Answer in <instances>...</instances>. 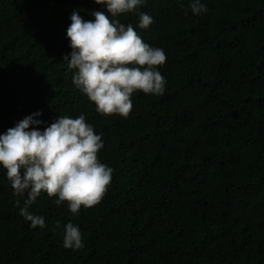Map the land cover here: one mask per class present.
<instances>
[{"label":"trees","instance_id":"16d2710c","mask_svg":"<svg viewBox=\"0 0 264 264\" xmlns=\"http://www.w3.org/2000/svg\"><path fill=\"white\" fill-rule=\"evenodd\" d=\"M146 0L117 19L159 47L163 95L133 93L105 116L71 82L65 32L94 0H0V133L39 111L44 126L81 113L113 169L103 198L78 215L41 193L20 215L0 169V264H264V0ZM153 18L139 29L138 14ZM20 200L17 206L16 201ZM60 227H56V222ZM71 221L84 247H63Z\"/></svg>","mask_w":264,"mask_h":264},{"label":"clouds","instance_id":"9594fccd","mask_svg":"<svg viewBox=\"0 0 264 264\" xmlns=\"http://www.w3.org/2000/svg\"><path fill=\"white\" fill-rule=\"evenodd\" d=\"M145 2L94 0L105 10L91 12L93 19H83L77 10L69 17L65 37L71 51L63 60L73 72L72 84L99 114L126 118L133 93L159 96L165 91L166 80L157 68L166 61L164 50L145 43L132 24L117 19L138 12ZM190 7L193 15L206 11L201 0H191ZM138 19L139 29L153 22L144 12H139ZM40 116L36 111L0 133V169L13 195L25 197L20 215L33 228L45 227L44 217L29 211L41 193L55 197L57 206L66 202L69 212L78 215L81 207L88 209L100 202L113 172L98 159L104 141L83 113L75 118L58 115L43 130ZM62 235L65 249L84 247L80 228L71 221L63 225Z\"/></svg>","mask_w":264,"mask_h":264}]
</instances>
